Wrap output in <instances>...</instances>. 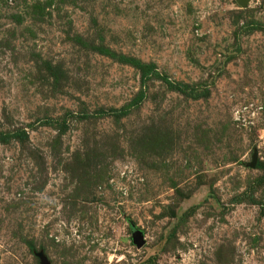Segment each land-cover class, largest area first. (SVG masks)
<instances>
[{
  "label": "rangeland",
  "instance_id": "obj_1",
  "mask_svg": "<svg viewBox=\"0 0 264 264\" xmlns=\"http://www.w3.org/2000/svg\"><path fill=\"white\" fill-rule=\"evenodd\" d=\"M41 255L264 264V0H0V264Z\"/></svg>",
  "mask_w": 264,
  "mask_h": 264
},
{
  "label": "water",
  "instance_id": "obj_2",
  "mask_svg": "<svg viewBox=\"0 0 264 264\" xmlns=\"http://www.w3.org/2000/svg\"><path fill=\"white\" fill-rule=\"evenodd\" d=\"M238 2L243 6V7H246L248 4H249V2H250V0H238ZM257 161H258V157H257V155L254 157V161H253V163L251 164V166L252 167H255L256 166V164H257ZM136 243L138 244V247H143L144 245H145V240H144V238H143V235L141 234V233H137L136 234ZM41 259H42V262H43V264H50L49 262H48V260L43 256V255H41Z\"/></svg>",
  "mask_w": 264,
  "mask_h": 264
}]
</instances>
